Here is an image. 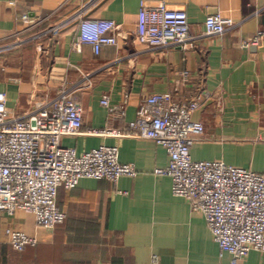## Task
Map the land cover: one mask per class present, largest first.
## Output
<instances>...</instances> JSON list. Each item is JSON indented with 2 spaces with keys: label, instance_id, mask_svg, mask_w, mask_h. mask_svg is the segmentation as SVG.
Wrapping results in <instances>:
<instances>
[{
  "label": "crops",
  "instance_id": "0c3cea01",
  "mask_svg": "<svg viewBox=\"0 0 264 264\" xmlns=\"http://www.w3.org/2000/svg\"><path fill=\"white\" fill-rule=\"evenodd\" d=\"M143 1L185 11L194 47L139 45L134 33ZM23 15L37 22L34 29L25 30ZM78 15L115 21L118 46L104 47L99 55L89 45L75 52ZM214 15L234 26L222 36L204 35ZM58 26V32H49ZM261 28L264 0H0V50L19 44L13 56L0 52V91L7 94L9 110L22 116L37 102L71 89L83 110V128L62 145L78 154L117 147L119 162L137 171L116 185L83 179L71 191L60 189L57 205L67 219L53 231L38 227L30 214L0 215V264H152L154 257L158 264H229L231 257L221 254L204 216L173 196L170 177L155 174L169 166L166 150L118 133L128 132L140 102L152 94L197 98L201 107L193 121L204 125L205 134L196 139L192 159L264 176V42L241 46ZM125 94L130 100L123 114L110 115L101 105L108 96L118 107ZM108 130L115 134H92ZM8 228L36 238L37 247L15 252ZM239 264H264V254L252 251Z\"/></svg>",
  "mask_w": 264,
  "mask_h": 264
},
{
  "label": "built area",
  "instance_id": "2783aa9c",
  "mask_svg": "<svg viewBox=\"0 0 264 264\" xmlns=\"http://www.w3.org/2000/svg\"><path fill=\"white\" fill-rule=\"evenodd\" d=\"M76 18L79 31L72 44L75 52L89 45L99 55L104 47L118 46L120 26L115 21L85 15ZM20 21L26 31L37 25L29 15H23ZM233 26L220 15L210 16L204 35L222 36ZM134 39L149 50H187L194 47L195 40L185 11L168 9L164 3L148 6L144 1ZM262 42L264 28L241 46L248 49ZM17 46L18 43L8 47ZM184 77H189L188 73ZM129 100L125 94L123 103L112 107L110 98L104 96L101 105L110 115L123 114ZM7 103V94L0 91V215L30 214L38 227L53 231L67 219L57 205L60 189L71 191L83 179L106 180L116 185L123 177L137 176L134 166L119 162L117 147L101 146L78 154L62 145L64 138L80 135L83 128V110L75 102L73 90L62 89L54 99L37 102L22 116L14 115ZM200 107L197 98L180 101L170 93L152 94L140 102L136 119L127 126L128 132L118 134H132L166 150L169 166L157 169L155 174L171 178L173 196L188 200L191 210L204 216L221 254L231 257L229 264H239L252 251L264 254V176L220 161L192 159L196 139L205 134L204 125L193 121ZM5 235L16 252L39 243L11 228ZM152 264H158L157 257Z\"/></svg>",
  "mask_w": 264,
  "mask_h": 264
},
{
  "label": "rangeland",
  "instance_id": "374dc122",
  "mask_svg": "<svg viewBox=\"0 0 264 264\" xmlns=\"http://www.w3.org/2000/svg\"><path fill=\"white\" fill-rule=\"evenodd\" d=\"M27 49H30V48H27ZM16 51H19V50H17V48H15V47H8V48L0 50V52H3L2 55H5V56H6V54L13 56V55L17 54V53H15Z\"/></svg>",
  "mask_w": 264,
  "mask_h": 264
},
{
  "label": "trees",
  "instance_id": "16d2710c",
  "mask_svg": "<svg viewBox=\"0 0 264 264\" xmlns=\"http://www.w3.org/2000/svg\"><path fill=\"white\" fill-rule=\"evenodd\" d=\"M61 226V225H60ZM37 247V246H36ZM31 248H35V247H27L24 251H22V252H17V253H24L25 251H27L28 249H31ZM16 252V251H15Z\"/></svg>",
  "mask_w": 264,
  "mask_h": 264
}]
</instances>
